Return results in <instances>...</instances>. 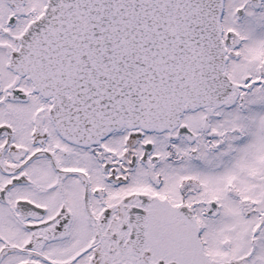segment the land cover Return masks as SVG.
I'll use <instances>...</instances> for the list:
<instances>
[{
    "label": "snow or ice",
    "instance_id": "snow-or-ice-1",
    "mask_svg": "<svg viewBox=\"0 0 264 264\" xmlns=\"http://www.w3.org/2000/svg\"><path fill=\"white\" fill-rule=\"evenodd\" d=\"M0 264H264V0H0Z\"/></svg>",
    "mask_w": 264,
    "mask_h": 264
}]
</instances>
